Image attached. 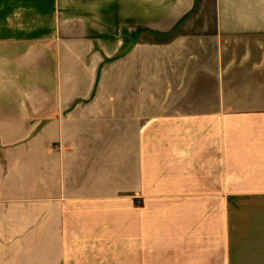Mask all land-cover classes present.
<instances>
[{"label": "crops", "instance_id": "obj_1", "mask_svg": "<svg viewBox=\"0 0 264 264\" xmlns=\"http://www.w3.org/2000/svg\"><path fill=\"white\" fill-rule=\"evenodd\" d=\"M0 33V264H93L68 220V148L106 112L101 86L163 101L134 185L167 209L147 229L142 204L125 264H264V0H0ZM189 90L194 106L166 105Z\"/></svg>", "mask_w": 264, "mask_h": 264}, {"label": "rangeland", "instance_id": "obj_2", "mask_svg": "<svg viewBox=\"0 0 264 264\" xmlns=\"http://www.w3.org/2000/svg\"><path fill=\"white\" fill-rule=\"evenodd\" d=\"M146 38L151 42L165 39L164 36L156 35ZM141 39V37H130L122 40L123 44L130 45V43H138ZM110 41L115 40H103L102 43L111 46ZM106 61L107 64L103 68L111 66L109 59ZM105 73L107 71L102 72V69L98 72L99 80L102 77L108 79L104 77ZM115 89L119 94L124 92V87L101 86L93 89V99L104 95L106 99H109L104 105L107 110L100 115V118L74 122L80 135L73 137L76 143L72 142L68 148V176L71 183L73 182L72 192L79 196L78 200L73 201V211L68 214V220L69 224L80 226L82 230L74 233L82 241L83 254L78 256L83 255L85 262L92 259L93 264H125L126 258L129 259L130 256L134 262L138 245L133 239L138 229L139 215L143 212L142 204H145L144 216L147 229L154 218V212L159 216L161 206L167 209V203L160 205L158 201L159 209L150 210V207H147L149 198L136 196L134 185V146L140 139L144 169L150 163L149 135L153 140L164 139L162 131L148 133L146 127L149 122L163 123V117L156 116L153 120V117L148 114L149 111H153V108L154 110L163 108L161 92L157 94L154 92V101L147 104L145 94L139 91L138 99L135 101L136 108L134 102L131 107L129 101L115 103ZM179 92L183 93V91ZM179 92L176 91L174 94L177 95ZM188 93L191 95L181 97L179 100L165 97L164 101L166 105L168 102L169 105L176 107L194 106L196 98L192 96L193 90H189ZM137 127H140L139 137L136 132ZM145 178L144 171V180ZM87 195L95 199L83 200ZM162 214L166 216V219L169 218L167 212L163 211ZM3 228H5L4 225ZM77 252L80 251L77 250ZM90 256L92 257L88 259Z\"/></svg>", "mask_w": 264, "mask_h": 264}]
</instances>
